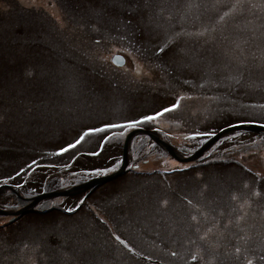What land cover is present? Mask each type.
<instances>
[{
  "label": "rangeland",
  "instance_id": "obj_1",
  "mask_svg": "<svg viewBox=\"0 0 264 264\" xmlns=\"http://www.w3.org/2000/svg\"><path fill=\"white\" fill-rule=\"evenodd\" d=\"M5 10L19 64L0 72L1 201L112 173L130 132L155 136L129 141L121 176L0 213V264H170L171 247L177 264H264V130L251 127L264 125V0H0Z\"/></svg>",
  "mask_w": 264,
  "mask_h": 264
},
{
  "label": "water",
  "instance_id": "obj_2",
  "mask_svg": "<svg viewBox=\"0 0 264 264\" xmlns=\"http://www.w3.org/2000/svg\"><path fill=\"white\" fill-rule=\"evenodd\" d=\"M113 62L117 65H121L125 62V59L122 55H116L113 57ZM243 125L244 124H237V125H233V126L221 129L218 133H216L212 136L211 140H209L203 147H201L199 150H197L194 154H192L191 156L186 158V160L187 159L188 160H196V158H198L200 155H202L203 152H205L207 150L208 146L211 145L215 140H217L218 138H220L222 135H224L228 131L232 130L233 128H240ZM251 127L254 128V130H256V131L264 130V126L258 125V124H251ZM139 132L146 133L153 138L155 136L154 130H148V129H144V128H139L137 130H133L132 132H130L126 138L125 143H124L123 164L114 172L103 175V176L93 177L89 181L84 182L78 186H75L69 190H57V191H53L51 193L49 192V193L39 194V195H37V196H35L29 200H26L20 204L0 200V208L18 209L16 211L11 210L10 212L0 210V213L1 214H10L11 213L14 215H21L23 213L33 212L34 209L44 210L45 205H46V201H47V197H54V196H59V195H73V194H76L79 192H84V191H86V190H88V189H90V188H92L98 184H102L106 181H109V180H112L118 176H121L126 171V165H127L126 156L128 153L129 141ZM155 139L158 140L156 137H155ZM159 142L165 146L166 150L170 151L176 158L180 159V157H178L177 154H175V152L173 151L171 146L166 144V142H164V141L160 140ZM180 160H183V159L181 158ZM10 185H11V183L0 184V192H1V190H7L8 188H12V186H10Z\"/></svg>",
  "mask_w": 264,
  "mask_h": 264
},
{
  "label": "trees",
  "instance_id": "obj_3",
  "mask_svg": "<svg viewBox=\"0 0 264 264\" xmlns=\"http://www.w3.org/2000/svg\"><path fill=\"white\" fill-rule=\"evenodd\" d=\"M69 1H73V0H69ZM58 2L59 3H61L62 2V0H58ZM60 6V5H59ZM61 6L64 8V5L63 4H61ZM65 10V9H64ZM63 10V11H64ZM206 11V9H204V8H202L201 9V12L202 11ZM23 11H24V9H23ZM28 11H30V10H26V11H24L25 13H28ZM200 11V10H199ZM198 11V12H199ZM65 12V11H64ZM11 12L9 11V10H5V11H0V31H1V33H0V72H3V71H7L9 68H11V69H14V68H16V67H18V65L17 64H19V62L18 63H16V61H15V59H14V56H12V54H11V52H12V50L9 52V50L10 49H13L12 48V46L14 45V43H16L17 42V40L16 39H12V36L9 34V33H7V29H9V26H7V24L8 25H11V24H13V23H16L15 21L16 20H10L9 18L11 17ZM129 15H130V12H129ZM27 16H29V15H27ZM16 19V18H15ZM49 20V19H48ZM50 22H51V20H49ZM129 21L130 20H128L126 23L128 24L129 23ZM52 23V22H51ZM134 26H136V24L134 23ZM143 29H145V28H143ZM135 30V29H134ZM141 30V29H140ZM142 34V33H141ZM16 48V47H15ZM27 48V47H26ZM161 49V48H160ZM162 50V49H161ZM160 50V51H161ZM20 53V55L21 56H26V57H29V56H31L32 55V53L31 52H28L27 50L26 51H20L19 52ZM11 55V56H10ZM223 128H225V127H221L220 129H223ZM219 129V130H220ZM89 191H92V190H89ZM188 195L190 194L188 191H185ZM185 192H183V193H185ZM192 194H194V193H192ZM201 195V193L198 195V193L197 192H195V194H194V196L192 197V198H194L195 197V199L198 201L199 199H205V197H206V193L205 194H203V195H205L204 197H201L200 196ZM76 196H80V194L79 195H76ZM76 196H74V197H76ZM188 198H191V197H187L186 199H188ZM191 198V199H192ZM202 199H201V201H202ZM211 202H212V204L211 205H214L215 204V202L214 201H212V199H211ZM210 205V206H211ZM212 207H214V206H212ZM186 208V207H185ZM170 211L168 210V213H169ZM170 215H173V216H175V213H173V214H171L170 213ZM152 216L155 218V219H157V220H160V215L158 214V212L157 213H154V214H152ZM162 216H164L163 215V213H162ZM176 216H177V214H176ZM156 221V220H155ZM176 237H179V235H177L176 234ZM160 239H162V242H161V244H160V247H163V245H162V243H164V245H166L167 243V241L165 240L167 237H166V235H164V236H162V237H159ZM170 242H172V241H170ZM164 248V247H163ZM177 247H175V248H170L171 250H170V253H172V255H176V257L174 258L173 256H172V258H174V262L172 261V263L171 262H168V263H170V264H177V258H180V253H179V251H177L178 249H176ZM190 250H188V252H189ZM187 255V254H186ZM262 258H264V256H262ZM196 258L195 257H191V258H188V257H186L185 259L183 258V259H181V261H180V264H196V263H198L196 260H195ZM176 261V262H175ZM192 261L194 262V263H192ZM220 261H218V263H219ZM217 263V264H218ZM167 264V263H166ZM252 264V263H251Z\"/></svg>",
  "mask_w": 264,
  "mask_h": 264
},
{
  "label": "snow or ice",
  "instance_id": "obj_4",
  "mask_svg": "<svg viewBox=\"0 0 264 264\" xmlns=\"http://www.w3.org/2000/svg\"><path fill=\"white\" fill-rule=\"evenodd\" d=\"M176 105H173L172 108H175ZM172 108H165L163 109V112H168V111H171ZM163 113H157L156 115L159 116V115H162ZM156 117L155 116H144L143 117V120H152V119H155ZM140 121H132L130 123L129 126H136V124H138ZM117 126H120L122 127L123 125H107L106 127H117ZM102 129H93L92 131H101ZM85 135H87V133H85ZM81 139H83V137H81ZM80 141H77V143H79ZM74 145H69V147H73ZM67 149H62V151H66Z\"/></svg>",
  "mask_w": 264,
  "mask_h": 264
}]
</instances>
